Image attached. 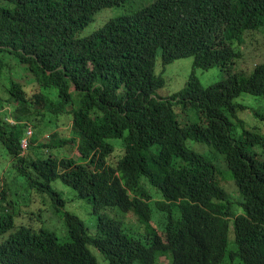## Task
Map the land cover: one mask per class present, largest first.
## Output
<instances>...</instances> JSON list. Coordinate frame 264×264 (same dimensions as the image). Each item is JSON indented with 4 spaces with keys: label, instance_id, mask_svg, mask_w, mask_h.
<instances>
[{
    "label": "trees",
    "instance_id": "16d2710c",
    "mask_svg": "<svg viewBox=\"0 0 264 264\" xmlns=\"http://www.w3.org/2000/svg\"><path fill=\"white\" fill-rule=\"evenodd\" d=\"M133 1L0 0V141L11 156L0 264H101L91 248L103 264H264V135L236 103L264 98V62L238 71L247 35L264 31V0H155L79 37ZM188 58L186 87L160 96L165 67ZM213 68L227 79L204 87L195 70ZM10 173L57 211L61 180L92 204L96 234L69 212L64 240L16 226Z\"/></svg>",
    "mask_w": 264,
    "mask_h": 264
},
{
    "label": "rangeland",
    "instance_id": "374dc122",
    "mask_svg": "<svg viewBox=\"0 0 264 264\" xmlns=\"http://www.w3.org/2000/svg\"><path fill=\"white\" fill-rule=\"evenodd\" d=\"M155 0H135L133 2L126 3L124 6L119 8L107 9L101 12L97 17L98 21L91 24L85 31L80 33L79 37H84L92 32H94L100 23L108 21L111 18L132 14L140 8L151 4ZM103 21V22H101ZM16 62V61H15ZM14 62V65L17 63ZM264 62V31L250 33L246 37V43L243 45L242 58L239 60L238 71L243 72L246 75H250L256 65ZM161 64L160 57L158 58V65ZM16 71L20 73L22 69L16 65ZM158 71H162V68H158ZM194 72L193 59H181L175 61L173 64L165 67V72L163 78L166 80V86L159 90L158 94L160 96H171L186 87L192 73ZM196 76L200 83L204 87H210L216 83L222 82L227 79L226 73H223L219 68H213L209 71L195 70ZM18 80H24L23 77L18 78ZM8 97L7 95H4ZM236 103L245 106L247 109L244 111H239V118L242 119L248 129H256L264 135V122L260 120L255 114L264 115V98H257L250 95H242L236 100ZM38 134H44L45 132H52L53 128L51 126H41L37 128ZM188 145L195 149L196 151L200 146L195 142H189ZM207 152V151H205ZM208 155L215 157L213 154L207 152ZM74 156L78 157L76 153ZM217 158V157H215ZM11 164V156L9 155L7 149L0 141V176L4 174L6 169ZM224 168V167H223ZM224 178L228 179L229 184L227 188L229 192H235L234 184L230 181V176L228 171L222 170ZM7 184L11 188L10 200L14 201L16 206L15 210L18 212V216L15 218V225L19 226L21 223L28 221L29 224H25L27 227L36 226L37 229L44 227L57 234L58 238L64 240L68 236V228L65 221V213L69 212L77 215L90 230L91 233L96 234L97 232V220L96 216L93 214L92 204L87 200H81L76 197L75 191L67 187L62 183L61 180L53 182V188L58 191L66 204L63 210L57 211L53 209L50 205H45L44 199L50 197L37 192L36 190H31L28 187L27 182L12 173L7 175ZM1 182H4V178L0 177ZM12 196V198H11ZM34 213V217L32 214ZM117 219L123 221L134 222L135 218L132 215H124L120 211L116 212ZM23 220V221H22ZM229 248L231 249L230 245ZM91 251L96 255L99 262L103 264V259L101 255L94 249ZM228 262L235 264H242L239 259L232 260L228 256ZM163 264H169L165 258H162Z\"/></svg>",
    "mask_w": 264,
    "mask_h": 264
},
{
    "label": "built area",
    "instance_id": "2783aa9c",
    "mask_svg": "<svg viewBox=\"0 0 264 264\" xmlns=\"http://www.w3.org/2000/svg\"><path fill=\"white\" fill-rule=\"evenodd\" d=\"M33 132L31 129H29L27 133V137L22 141V149L25 152L29 147V139L32 137Z\"/></svg>",
    "mask_w": 264,
    "mask_h": 264
}]
</instances>
